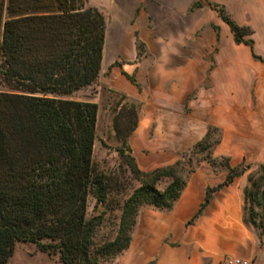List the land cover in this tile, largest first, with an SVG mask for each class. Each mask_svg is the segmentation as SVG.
<instances>
[{"label":"trees","instance_id":"obj_1","mask_svg":"<svg viewBox=\"0 0 264 264\" xmlns=\"http://www.w3.org/2000/svg\"><path fill=\"white\" fill-rule=\"evenodd\" d=\"M206 6L224 22L235 44L248 47L246 27L237 25L223 5L195 0L189 11ZM215 40L219 30L212 26ZM105 17L87 0H0V264L15 242H29L42 253L56 254L61 264H100L104 256L127 249L142 207L168 211L200 161L224 171L223 180L206 187L189 222L208 204L211 193L248 170L213 156L221 131L208 125L203 136L165 166L137 168L126 140L116 149L138 182L119 208L113 239L93 246L99 215L85 218L87 195L94 205L106 199V176L92 162L97 106L65 98L91 85L100 71ZM136 36V35H135ZM135 37L136 58L143 53ZM103 48V49H102ZM121 74L138 90L133 75ZM133 132L140 103L130 99ZM166 180L159 189L157 184ZM242 221L264 246V160L247 174L242 189ZM146 264H152L148 262Z\"/></svg>","mask_w":264,"mask_h":264},{"label":"rangeland","instance_id":"obj_2","mask_svg":"<svg viewBox=\"0 0 264 264\" xmlns=\"http://www.w3.org/2000/svg\"><path fill=\"white\" fill-rule=\"evenodd\" d=\"M246 4V11L241 9L239 2L233 4L235 15L232 19L237 25L246 27L251 32L244 38L252 40V51L261 60L252 58L248 47L242 43L234 45L230 42L222 46L215 40L214 44L213 38L209 39L202 28L196 29L193 37L186 38L187 43L182 50L188 57L185 68L189 82L185 101L178 102L175 97H171L168 106L163 105L166 102L164 97L159 98L162 105L151 101L155 89L151 66L143 61L136 65L131 73L138 83H142L140 88L144 91L141 97L143 113L147 118L156 120L145 126L142 136L131 132L125 137L131 123V101L105 84L106 78L111 77L112 70L120 67L119 60L111 62L106 69L103 67L94 83L65 97L77 101H91L97 106L92 162L96 171L106 176L107 189L106 199L102 204L94 205L92 195H87L85 218L94 215L100 217V223L92 234L93 246L114 238L120 205L131 189L138 185L116 151L124 139L131 149L137 168L142 171L171 164L179 153L202 137L196 140L199 131H205L208 125L216 126L221 131L220 142L213 149V156L227 157L230 166L246 165L248 170L243 173L245 179L249 172L263 162L264 0H247ZM108 19L111 20L110 23L113 22L112 17ZM110 23L107 26L105 18L104 37L112 42L117 27H112ZM145 25L149 27V23ZM180 26H186L184 19H181ZM169 27L175 31L177 25L171 24ZM126 33L127 31L124 32ZM140 51L145 54L144 47ZM110 53L105 54L106 59ZM117 53L119 56V52ZM161 67L175 69L179 66ZM163 85L166 88L168 82L165 81ZM0 90H3L1 86ZM189 132L195 135L188 138ZM218 162L220 160L217 159L216 167H212L207 162L200 161L196 170L208 182L220 183L224 171L218 169ZM165 182L166 180H161L157 188L161 189ZM262 241L264 244V239ZM115 258L116 256H104L99 263L114 264ZM4 264L61 263L56 254L39 252L32 243L15 242L12 255ZM204 264L208 263L205 261Z\"/></svg>","mask_w":264,"mask_h":264},{"label":"crops","instance_id":"obj_3","mask_svg":"<svg viewBox=\"0 0 264 264\" xmlns=\"http://www.w3.org/2000/svg\"><path fill=\"white\" fill-rule=\"evenodd\" d=\"M194 1L88 0L90 5L99 9L107 18V26L111 22L108 18L112 17L113 22L110 24L117 27L112 42L105 37L99 74L103 67L106 69L111 62L119 60L120 67L112 70L111 77L106 78L105 84L140 103L133 134L142 136L145 126L156 120L147 118L143 113L142 83L137 82L138 90L121 71L132 75L131 72L139 62L149 64L155 84L151 101L162 105L159 98L164 97L166 102L163 105L168 106L171 97L184 102L187 95L189 78L185 66L188 57L182 52L187 37H193L194 31L202 28L209 39L213 38L215 44L212 26H216L219 30L218 42L222 46L230 42L235 45L227 25L214 10L204 5L189 11ZM206 1L223 5L231 18L235 15V2L240 3L243 11L248 9L247 0ZM181 19H184L186 26H180ZM145 23H149V27ZM171 24L177 25L175 31L169 27ZM125 31L127 35L124 34ZM135 35L145 48L141 59L136 58ZM107 52H111V55L108 54L106 59ZM117 52L119 56L116 55ZM164 65L179 67L161 69ZM165 81L168 82L166 88L163 85ZM204 132L201 129L196 140ZM193 135L195 133L189 132L187 137L191 138ZM243 175L213 191L208 204L191 222L189 219L202 202L205 188L216 185L208 182L198 170L190 175L170 210L159 211L147 206L139 209L129 245L120 255H116L114 264H146L150 261L152 264H204L205 261L208 264H219L224 256L244 258L251 264H264L263 246L242 221V189L246 184Z\"/></svg>","mask_w":264,"mask_h":264},{"label":"built area","instance_id":"obj_4","mask_svg":"<svg viewBox=\"0 0 264 264\" xmlns=\"http://www.w3.org/2000/svg\"><path fill=\"white\" fill-rule=\"evenodd\" d=\"M219 264H251V262L247 259L236 256H224Z\"/></svg>","mask_w":264,"mask_h":264}]
</instances>
